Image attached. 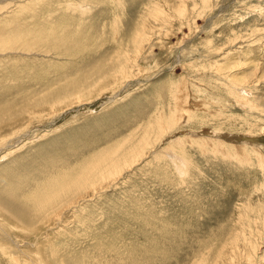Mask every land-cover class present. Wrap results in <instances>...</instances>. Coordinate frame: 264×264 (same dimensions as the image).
I'll list each match as a JSON object with an SVG mask.
<instances>
[{
    "label": "rangeland",
    "instance_id": "rangeland-1",
    "mask_svg": "<svg viewBox=\"0 0 264 264\" xmlns=\"http://www.w3.org/2000/svg\"><path fill=\"white\" fill-rule=\"evenodd\" d=\"M50 184L0 264H264V0H0V196Z\"/></svg>",
    "mask_w": 264,
    "mask_h": 264
},
{
    "label": "bare ground",
    "instance_id": "bare-ground-1",
    "mask_svg": "<svg viewBox=\"0 0 264 264\" xmlns=\"http://www.w3.org/2000/svg\"><path fill=\"white\" fill-rule=\"evenodd\" d=\"M137 44V43H136ZM139 46V45H138ZM124 66V65H123ZM123 74V73H122ZM78 101L76 102H71L69 103L67 106L63 107L64 109L65 108H68L70 106H74L76 104H81L82 102H91L92 100V97H89V98H84V97H80L77 99ZM93 102V101H92ZM59 109L61 108H58L54 110L53 108V111H52V114H56L58 115V111ZM51 115V114H50ZM46 116V115H45ZM41 117V116H40ZM164 123V122H163ZM165 124V123H164ZM164 124H162L163 126H165ZM163 131L164 128H161ZM28 138V137H27ZM166 138V137H165ZM169 138V137H168ZM174 138V137H173ZM172 138V139H173ZM171 139V140H172ZM176 139V137H175ZM179 140V139H178ZM177 140V141H178ZM141 142V141H140ZM167 142V141H166ZM164 142V143H166ZM170 142V141H169ZM173 142V141H172ZM171 142V143H172ZM180 142V141H179ZM175 143V142H174ZM170 147V146H169ZM168 147V150L170 151L171 148ZM22 148V147H21ZM139 148V147H138ZM141 148V147H140ZM241 150V149H240ZM135 151V150H134ZM136 152V151H135ZM143 152V151H142ZM13 153V152H12ZM172 154V152H171ZM174 156V155H173ZM138 157V156H137ZM128 160V159H127ZM112 161V160H111ZM110 161V162H111ZM126 161V159H125ZM128 162H130L128 160ZM116 163V162H115ZM126 164H128L127 162H125ZM121 164V162H120ZM107 165V164H106ZM120 167L121 165H113L112 167V171H111V177L114 176V173L115 172H119L120 171ZM96 170V169H95ZM110 170V168H109ZM96 174H98L96 172ZM95 175V174H94ZM103 178L104 177H109L110 176H106V175H103L102 176ZM105 179V178H104ZM57 183V182H55ZM86 183V182H85ZM84 183V184H85ZM82 184V183H81ZM80 184V185H81ZM88 184V183H87ZM86 184V185H87ZM83 185V184H82ZM68 186V185H67ZM78 186V184H77ZM65 187V188H64ZM62 186L60 189V191L57 189L56 185L55 184H50L48 186V188H43L41 187L40 190L38 189L37 191H35L34 193L28 195L26 197V199L24 201V203H20L19 201H21L19 195L20 193L16 190V185L14 186H9L8 189H7V192L11 193V197H7V198H3L0 196V211H4L6 213H8L11 217H14L16 219H18L20 222L21 221H24V223L26 221H28V219L31 220V217H30V212H29V207H30V204L33 205V208H30V209H33V212L35 213V215L39 216L41 219H46L48 217H50V215H55V213H57L60 209H61V206L62 204L64 205V200L68 197V194L69 192L72 190V188H69V187H66V186ZM71 187V186H70ZM79 187V186H78ZM19 191H20V188H17ZM78 189V192L80 190H83L82 188H77ZM59 192H58V191ZM76 196V195H75ZM64 197H66L64 199ZM77 198V197H76ZM44 199V200H43ZM61 205V206H60ZM53 217V216H52ZM13 226V225H11ZM5 232V231H4ZM19 236V235H18ZM16 236H14L15 238ZM7 239V238H6ZM47 239V237H46ZM21 240V239H20ZM24 240V238H23ZM36 240V238H35ZM18 242V240H15ZM9 242H12L9 240ZM15 243V242H14ZM13 243V244H14ZM19 243V242H18ZM21 243V242H20ZM29 243V242H27ZM7 244V243H6ZM34 244V243H33ZM12 245V244H10ZM23 245V243L21 244V246ZM30 245V244H29ZM20 246V245H19ZM13 247V246H12ZM16 247V246H15ZM37 247V246H36ZM18 251V249H17ZM16 253V251H14ZM20 252V251H19ZM21 253V252H20ZM22 254V253H21ZM17 256V255H16ZM24 257V256H23ZM33 260V259H32Z\"/></svg>",
    "mask_w": 264,
    "mask_h": 264
}]
</instances>
